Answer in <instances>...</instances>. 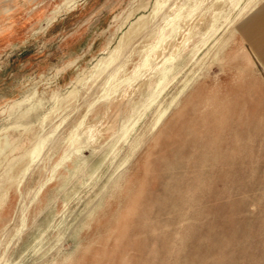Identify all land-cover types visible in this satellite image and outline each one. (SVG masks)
<instances>
[{"label":"rangeland","instance_id":"1","mask_svg":"<svg viewBox=\"0 0 264 264\" xmlns=\"http://www.w3.org/2000/svg\"><path fill=\"white\" fill-rule=\"evenodd\" d=\"M248 2L174 3L185 46L139 87L123 80L173 0H0V264H264V60L241 28L264 0L239 17Z\"/></svg>","mask_w":264,"mask_h":264},{"label":"bare ground","instance_id":"2","mask_svg":"<svg viewBox=\"0 0 264 264\" xmlns=\"http://www.w3.org/2000/svg\"><path fill=\"white\" fill-rule=\"evenodd\" d=\"M182 0H173V3L171 4V5H167L166 7H163L164 9H162V10H159V12L158 13H160L159 14V16H158V20L156 21V29L154 30V32L153 33H151L150 34V36L149 37H154V39H155V41L154 42H152V43H150L149 44V46L150 45H153V44H155L154 46V48H155V51H154V49L152 50V53H150L149 52V54H148V56H146L145 54H144V56H146L147 58H144V62H142V68L137 72V74L134 76V78H133V82H132V79H130V78H126L125 80H123V81H125L126 82V80L129 82V84L128 85H130V84H132L133 85V83H134V86L135 85H138L139 87L141 86V85H146V83L148 82V80H149V78L151 77V76H153V75H157V83H156V85H157V87H159L160 86V84H161V81L162 80H164V78L166 77V72H167V69H168V67L166 66V63L169 61V59H171V58H174L178 53H180L181 52V50H182V48H183V46H185V45H182V47H179L180 45H178V43L179 44H181L182 42H180V40H179V37H181V36H179V34H175V36H174V32H175V28H174V26H173V24H172V21H173V17H172V12L170 11L171 10V7H173V5H174V3H176V6L178 5V2H181ZM256 3V2H255ZM255 3H253V0H249V2L247 3V5H245V6H243V7H241L240 9H239V11H238V14H239V17H242V16H244L245 14H247L248 12H249V10H251L252 8H253V6L255 5ZM134 11V10H133ZM142 20V18H141V16H139L133 23H131V25H130V32H131V34H130V36L128 37V42H127V44H129L130 45V43H136V41H137V39H140L141 38V35L144 33V32H146V28H144V27H139V24H140V21ZM263 20V19H262ZM148 24V23H147ZM259 24V23H258ZM141 25V24H140ZM263 25V24H262ZM153 26V25H152ZM259 26V25H258ZM144 28V29H143ZM261 28V27H260ZM264 28V27H263ZM166 29H169V34H163L164 33V31L166 30ZM257 29V28H256ZM148 30V29H147ZM259 31V30H258ZM128 32V31H127ZM161 33L160 35H158L157 36V34L158 33ZM253 33V32H252ZM255 33V32H254ZM171 34H173V36L171 35ZM168 37H173V41H171L170 43H169V45H167L168 47H166V46H163V44H162V42H163V39H167ZM250 37H252L251 35H250ZM160 38H162V40L159 42V44H158V41L160 40ZM135 41V42H134ZM184 41H185V39H184ZM140 42H141V40H140ZM262 42V41H261ZM128 45V46H129ZM166 45V44H165ZM252 45V44H251ZM179 48H178V47ZM262 46V45H261ZM145 47V46H144ZM153 47V46H152ZM158 47H159V50L161 49V54H162V57L161 58H163V61H162V59H161V61H159V59H158V56H160V54H157L156 53V51L158 50ZM257 47V46H256ZM162 48H164L165 50L164 51H162L163 49ZM144 49V48H143ZM147 51H148V48H147ZM149 51H151V50H149ZM125 54H127V51H126V53ZM125 54L124 53H122V55H121V57H123V56H125ZM156 58V60L158 59V62L155 60V61H150L149 59H151V58ZM261 57L262 58H264V52L262 53V55H261ZM143 58H142V60H143ZM108 59H112V54L110 53L109 55H108ZM119 59V58H118ZM151 60H154V59H151ZM264 60V59H263ZM115 62H118V60L115 58V61H114V63ZM99 65H101V64H104V61L102 60V59H100L98 62H97ZM125 64V63H124ZM124 64H123V66H124ZM123 66H120V67H118L117 68V71L119 72V69L121 68V67H123ZM110 69V68H109ZM109 69H108V71H109ZM122 69V68H121ZM108 77H109V74H107L106 75V77H105V79H104V82H103V84H105L106 82H107V80H108ZM102 84V85H103ZM140 84V85H139ZM131 85V86H132ZM133 86V87H134ZM129 87V86H128ZM131 88V87H130ZM136 88H137V86H136ZM116 89V88H115ZM115 89H113L114 90V92H115ZM129 89V88H128ZM113 90H111V91H113ZM117 90V89H116ZM136 90V89H135ZM134 90V88H131V90L130 91H135ZM140 90V89H139ZM157 90V88L156 89H154V90H152L151 91V94L150 95H152L155 91ZM128 91V90H127ZM129 91V92H130ZM129 92H127V93H129ZM142 92V91H141ZM113 93V92H112ZM133 94V93H132ZM127 95V94H126ZM129 95H130V93H129ZM141 95V94H140ZM124 96H125V94H124ZM104 97V96H103ZM122 97V96H121ZM128 97V96H127ZM124 98V97H123ZM64 100H65V98H64ZM71 100V99H70ZM68 103V102H67ZM134 103H136L135 101H134ZM139 103V102H138ZM64 105V104H63ZM133 108V107H132ZM131 108V109H132ZM14 123L15 122H13L11 125H14ZM52 124V123H51ZM54 124V123H53ZM57 125V124H56ZM15 126V125H14ZM58 126V125H57ZM18 128V127H17ZM52 128V127H51ZM5 129V128H4ZM8 129V128H7ZM52 129H54V128H52ZM57 129V128H56ZM121 129V128H120ZM25 131V130H24ZM55 131L56 130H53L52 132H50L52 135H54L55 134ZM34 135V134H33ZM23 136V135H22ZM27 136V135H26ZM20 137H21V135H20ZM2 139H4L3 137H1V140ZM18 139H19V136H18ZM33 139V138H32ZM7 140V139H6ZM6 140H4V141H6ZM32 142V141H31ZM42 142V139H39V140H37V139H35L33 142H32V144L30 145V148H28V147H26V149H29V150H27L28 152H25V156H27V154H28V156H35L36 154H38V152H39V149H40V147H41V143ZM15 143H16V141H15ZM6 145V144H5ZM29 145V144H28ZM22 147V146H21ZM20 149V148H19ZM25 149V148H24ZM11 150V149H10ZM0 151H2V150H0ZM12 151V150H11ZM26 151V150H25ZM2 156V155H1ZM23 158V157H22ZM18 159V158H17ZM20 159V158H19ZM10 160V159H9ZM16 160V159H15ZM14 160V161H15ZM21 160V159H20ZM3 161V160H2ZM8 161V160H7ZM9 162V161H8ZM11 162V161H10ZM10 162H9V164H10ZM15 162H17V160L15 161ZM12 164V163H11ZM11 168V167H10ZM11 170V169H10ZM2 173V172H1ZM10 178H11V176H9V177H7L5 180L6 181H9L10 180Z\"/></svg>","mask_w":264,"mask_h":264},{"label":"crops","instance_id":"3","mask_svg":"<svg viewBox=\"0 0 264 264\" xmlns=\"http://www.w3.org/2000/svg\"><path fill=\"white\" fill-rule=\"evenodd\" d=\"M256 6L257 5H255L252 8V10L255 9ZM262 18H264V16ZM259 19L260 18L257 19V17H255V18L252 17V18L248 19L241 28H242V32L244 33L245 37L250 41V43L252 44V46L254 47L256 52L258 53V55L261 57L262 53L264 52V28H263L264 27V21L262 19H260V20ZM250 35L252 37H250ZM257 37H259V38L256 39ZM262 59H264V58H262Z\"/></svg>","mask_w":264,"mask_h":264}]
</instances>
